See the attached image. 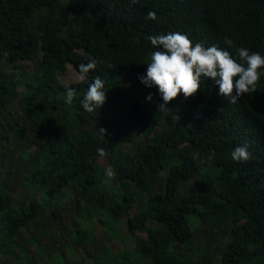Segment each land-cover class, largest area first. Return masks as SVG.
I'll use <instances>...</instances> for the list:
<instances>
[{
	"label": "trees",
	"instance_id": "1",
	"mask_svg": "<svg viewBox=\"0 0 264 264\" xmlns=\"http://www.w3.org/2000/svg\"><path fill=\"white\" fill-rule=\"evenodd\" d=\"M149 11L155 21L147 19ZM176 31L234 56L225 37L264 56V0H0V71L23 70L26 62L38 68L24 92L19 86L27 75L0 73V146L6 147L0 150V264H45L46 256L26 253L25 243L42 219L54 221L59 234L68 231L64 220H72L68 238L86 249L95 244L98 223L116 229L122 216L135 249L116 253L96 240L93 258L100 264H142L132 253L148 264H214L216 257L219 264H264V76L257 92L236 104L219 95L214 80L202 78L196 94H180L159 111L158 89L139 79L159 50L147 37ZM90 59L97 66L87 80L66 87L60 75ZM95 76L104 81L107 99L89 115L81 101ZM68 88L77 93L71 105ZM14 106L22 113L18 121L8 115ZM89 118L96 123L87 130ZM245 144L251 159L233 161L234 148ZM123 145L135 148L127 153ZM97 148L106 150L115 174L107 183ZM193 152L215 158L201 165ZM145 195L154 216L147 206L131 216ZM68 197L79 209L76 218L57 212ZM197 226L215 235L212 251L204 254L206 244L180 255L172 244L191 249ZM55 244L40 249L47 253ZM48 258L66 264L59 251Z\"/></svg>",
	"mask_w": 264,
	"mask_h": 264
},
{
	"label": "clouds",
	"instance_id": "2",
	"mask_svg": "<svg viewBox=\"0 0 264 264\" xmlns=\"http://www.w3.org/2000/svg\"><path fill=\"white\" fill-rule=\"evenodd\" d=\"M139 3V0H131ZM147 19L155 21L156 14L149 11ZM154 49L147 63L146 74L139 77L146 87L155 86L163 100L158 106L159 111L167 109V105L174 101L180 94L185 99L192 97L200 90L201 79H212L219 86V95L228 99L229 103L236 104L244 95H252L258 90L261 76H264V56L258 52H251L244 47H235L234 42L225 37L224 43L228 48L234 49L235 56L228 50L218 46L205 47L201 43L193 44L189 37L179 31L167 34L152 35L147 37ZM96 61L90 59L87 64L78 66L77 80L84 82L88 74L96 69ZM105 83L100 76H95L88 84L87 90L81 101L82 108L87 113L97 114L98 110L106 103L104 91ZM77 93L73 88H68L65 102L73 103ZM152 99L151 96L148 97ZM176 120H180L178 115ZM103 133L105 130L100 129ZM97 156L103 160L108 153L104 148L96 149ZM193 162L201 165L209 164L215 158L214 153H209L202 158L199 152L191 153ZM231 158L237 163L247 162L251 159L248 145L237 146L231 153ZM107 179L105 183L114 179L115 174L111 167L105 170Z\"/></svg>",
	"mask_w": 264,
	"mask_h": 264
},
{
	"label": "rangeland",
	"instance_id": "3",
	"mask_svg": "<svg viewBox=\"0 0 264 264\" xmlns=\"http://www.w3.org/2000/svg\"><path fill=\"white\" fill-rule=\"evenodd\" d=\"M68 69L69 70L66 71L64 74L60 75V80L62 81V83L66 87H69L73 84L81 83L76 78L78 71L72 66H70ZM2 71L8 76H10L11 78L20 77L21 75H25V76L27 75V79L26 78L23 79L21 81L22 84L19 86V91L21 92H24L26 87H28V85L33 84L34 80L36 79L35 76L36 74H38V68L36 67L35 62L23 63V70H15L11 67L6 66L2 68ZM3 72L0 71L1 74H3ZM124 93L133 95V93H131L130 88H126ZM117 98H119V96ZM117 105H123L120 98L117 101ZM99 113L102 114V111H99ZM87 114L91 115L93 113H87ZM8 115L10 118L12 117V119H15L14 121H18L19 117L22 116V113L18 109L17 106H14L9 109ZM4 116L5 115H3V117ZM0 117H2V114H0ZM0 122L3 123V120L0 119ZM95 123H96L95 121L89 118L85 123V129L90 130L92 127H94L93 124ZM7 134L9 135V133ZM135 145L133 146L123 145L121 149L127 153H130L134 150ZM186 147H188V145H186ZM5 148H6L5 145L3 146V148L0 146V150H5ZM36 149H38V147H33L30 153H33L34 151H36ZM186 150L187 152H189V148H186ZM17 157L18 156L15 157V161L17 160ZM100 164L102 168L104 169V172L107 168L111 167L106 158H104L103 160H100ZM168 174H169V169H166L162 173V175H164L163 178L167 180ZM104 177L105 179H107L106 176ZM198 180H201V179H198ZM196 181L197 180L191 181L190 183H195ZM39 195L40 194H36L37 198H39ZM149 198H150L149 195H145L144 199L140 201L139 204L136 206V208L130 212V215L133 216L135 214H138L142 208L147 206L150 212V215L154 216V209L148 204ZM78 210H79L78 207L75 206L73 198L71 197H68L57 208L58 213L64 212V211H66L67 213H70L71 214L70 219L77 217L78 212H79ZM95 222L96 224L98 223L96 219H95ZM73 224L74 222L72 220H69V221L64 220V227H66L68 231L64 230V231H61L62 234H59L60 230L58 229L54 221H48V220L42 219L40 223H38L36 226H34L30 230V233L33 235L32 239L30 240L28 235L25 236V239H28L25 241V243L28 245V249L26 253L32 254V253L37 252V253H40L46 256L45 264H53V262L50 261L48 258L49 253L52 251L61 252L65 260L64 262H66V264H100L96 258L95 259L93 258L95 254L94 251H95L96 240L100 241L102 245L109 246L116 253H121L123 251L125 252V250H129L133 252L135 249L136 238L134 235H130L127 232L126 219L124 218V216L118 218V226L116 227V229H114L113 227H108V226L101 227L100 224L98 223V225L96 226V229L94 230L95 234H94L93 240L95 244L89 245L86 248L87 250L85 248L77 247L72 242H70V239L68 238V234H69V231L72 229ZM150 225L153 226L154 223L150 222ZM197 227L198 229L196 228L195 230V241L191 249L184 247V246H179V248H176L174 247V244H172L171 247L175 251H178L180 255L184 256V255L189 254L191 251H195L197 248H199L201 252L202 250H204V246L207 244L208 249L206 250L204 254L208 255L212 251V248H213L212 241L215 238V235H211L210 230H204L207 226H197ZM137 234L144 236V237L146 236L145 233H141V232H138ZM43 235L50 236L49 238L50 240H46L43 243L41 240ZM61 239H62V242L59 243L58 241ZM51 240L53 241V243H57V244H55L54 247L49 248L47 253L45 252L44 249H40L41 246H43V244L47 245L51 242ZM204 254H200L196 256L195 258L200 260ZM132 260L139 261L142 264H148L147 258L141 257L136 253H132ZM130 262L131 261L129 259H125L126 264H129ZM6 264H9V260H6ZM214 264H219V257L215 258Z\"/></svg>",
	"mask_w": 264,
	"mask_h": 264
}]
</instances>
